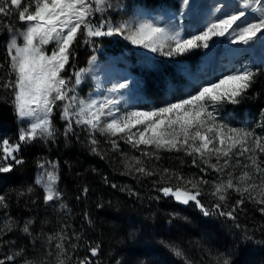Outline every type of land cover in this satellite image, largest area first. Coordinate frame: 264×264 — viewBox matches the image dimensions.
Returning <instances> with one entry per match:
<instances>
[{
    "label": "trees",
    "instance_id": "trees-1",
    "mask_svg": "<svg viewBox=\"0 0 264 264\" xmlns=\"http://www.w3.org/2000/svg\"><path fill=\"white\" fill-rule=\"evenodd\" d=\"M107 1L113 26L118 25L123 16L117 5L122 0ZM132 5L147 10L179 8L176 0H132ZM10 18L8 28L7 16H0L3 81L14 79L7 43L10 29L20 21L18 14ZM82 39V43L80 38L73 43L69 64L62 74L71 81L73 73L90 56L92 45H106L110 38ZM114 41L124 45L119 35ZM254 69L253 85L238 104H223V111H232L226 120L234 124L247 120L258 136L264 137V66ZM13 102L11 89L0 88V140H18ZM81 131L72 122V130L66 132L67 142L61 133H56L49 149L42 139L21 144L15 157L22 163L7 162L12 164V170L0 173V196L5 197V209H0V214L5 211V220L14 223L11 230L14 228L15 232L10 231V235L38 261L53 264L52 260L57 259L60 264H80L87 257L89 264H264V204L258 202L264 197L228 189L223 201H211L206 192L202 196L199 191L184 188L181 176L195 174V180L200 182L210 178L209 169L197 158L194 163V157H174L166 152L156 162L153 157L142 155L139 168H144L145 173H141L134 162L126 161L128 144L116 143L118 159V152L112 151L111 146L93 144L95 139ZM42 159L56 162L58 168L60 195L50 204L44 201V191L35 183ZM165 187L199 192L197 200L210 214L206 216L196 201L183 204L171 195L165 196L161 191ZM240 200L243 203L237 204ZM25 225L28 232L23 230ZM94 247L99 249L96 256L90 251ZM174 249L181 254L177 255Z\"/></svg>",
    "mask_w": 264,
    "mask_h": 264
},
{
    "label": "snow or ice",
    "instance_id": "snow-or-ice-1",
    "mask_svg": "<svg viewBox=\"0 0 264 264\" xmlns=\"http://www.w3.org/2000/svg\"><path fill=\"white\" fill-rule=\"evenodd\" d=\"M189 3L190 0H182L183 6H188ZM106 4L107 0H0V14L4 16L18 14L19 21L25 25V30L20 33L23 43L19 44L12 38L7 45L9 68L14 79L0 80V88L11 89L14 96V113L21 121L28 122V128L21 130L19 142L15 146H9L8 141L3 142L4 161L10 158L15 164H20L22 160L17 159L14 153L19 151L21 144L37 138L54 136L51 113L56 101L68 102L64 104L61 113V118L68 121L66 132L72 130V118L75 117L77 125H86L92 130H100L113 136L127 134V142L132 143L134 147L143 144L169 151L184 150L187 155L194 157V163L196 157H199L201 163L219 172H223L224 168L229 166L227 158L233 154V149H238L240 155L254 150L264 152V137L256 136L252 131L235 128L227 129L225 135L226 126L217 125L213 112L208 110L209 106L240 102L255 81L256 73L249 68L237 69L215 82L207 83L199 87L195 95H190L177 103L151 111L128 112L119 117H116L113 111L114 109L118 111L116 105L119 99L111 94L127 89L129 87L127 79L114 83L102 101L97 102L93 99L86 102L78 100L70 93L75 92V87L81 84L85 73L90 70L80 69L74 72V82L61 75L69 64L71 46L80 31L89 37L112 36L127 32L125 38L132 43L140 44L152 52L159 50L162 54L170 56L183 54L194 48H208V42L213 37H223L226 34L231 37L232 44L249 45L257 40L264 42V0H236L231 11L218 8L216 12L221 16L208 22L203 31L186 39L181 37L179 31L160 27L149 20H140L134 25L125 21L113 26L110 21L101 19L99 24H92L89 18L96 13H104ZM249 13L253 15L251 21L247 18ZM213 15L215 16V13ZM52 41H55L58 50L49 56L45 54L44 45ZM169 41L174 42L175 47H171L167 43ZM165 47L169 48L167 53L163 52ZM89 63L92 64L94 61ZM104 116L112 119L101 127V119ZM138 125H143V128L137 129ZM133 129L137 130L133 132ZM215 141L219 142V146ZM249 142L251 146H246ZM92 143L95 144L96 141L92 140ZM113 143L115 146V142ZM213 156L216 157V163H210ZM221 158H224L223 166H219ZM11 170V163L0 162V173ZM136 170L145 173L142 167ZM256 170L264 172L259 165H256ZM228 175L231 176V173ZM57 179L53 166V171H45L35 181L37 185L43 186L46 203L54 201L60 195L56 187ZM249 179L250 174L243 172L240 177L235 178V183L231 178L222 181L215 186L213 195H217L221 201L225 199L222 193L227 189H233L243 195L255 187V185L240 187L241 182ZM196 186L192 184L193 188ZM161 191L165 196L171 195L184 204L196 201L206 216L210 214L197 200L199 192L192 193L179 187L175 190L165 187ZM261 196L264 197V190L261 191ZM4 202L5 197L0 196V204ZM258 202L264 204V198ZM241 203L242 200L237 201V204ZM220 214L232 216V213ZM23 230L28 232V226L25 225ZM59 247L60 245H57V248ZM98 250V247L91 248V255L96 256ZM174 251L177 255L181 254L179 250ZM6 259L14 258L9 256ZM0 264H4V261H0ZM80 264H89L88 258L85 257ZM225 264L228 262L225 261Z\"/></svg>",
    "mask_w": 264,
    "mask_h": 264
},
{
    "label": "rangeland",
    "instance_id": "rangeland-1",
    "mask_svg": "<svg viewBox=\"0 0 264 264\" xmlns=\"http://www.w3.org/2000/svg\"><path fill=\"white\" fill-rule=\"evenodd\" d=\"M176 1L179 6L178 9L160 7L148 11L142 6L136 5L132 7V0H122L121 3L117 5V8L122 10L123 16V19L119 24L129 21L134 25L137 21L149 20L158 24L160 27L179 31L181 37L186 39L203 31L208 22H211L217 16H221L219 12H216V9L219 8L224 11H231L232 6L236 3V0H190L188 6H183L182 0ZM225 5H228L229 7L226 8ZM105 7L106 11L104 13H96L89 18L92 24L97 25L100 23V20L103 19L105 21H110L113 25V21L108 15V1ZM213 13H215V16ZM0 16H3V14H0ZM247 18L251 21L253 15L249 13ZM11 20L10 16H7L6 26L8 28H11L9 25L12 22ZM15 26L14 29H10L7 45L12 38H15L19 44L23 43L20 33L25 30V25L19 22L18 24H15ZM127 34L128 33L125 32L124 34L102 36L110 38L106 45L96 47L92 45L90 56L82 62L80 68L90 71L85 73V77L81 84L76 86L75 92L70 93V95H75L78 100H85L86 102L93 99L99 102L103 100L105 95L109 94L107 90L111 88L114 83L124 82V80L127 79L129 84L127 89L121 90V92L117 94H111L119 99V103L116 105L118 111L115 109L113 110L114 115L119 117L128 112L151 111L153 109L166 107L169 104H174L179 100L186 99L190 95H195L196 91L199 90V87L210 82H215L222 78V76L229 75L237 69L246 67L254 72L255 66H264V42L259 40L252 42L249 45H243L240 43L232 44L230 42L231 37L226 34V36L223 37H213L212 40L208 42V48H194L186 53L170 56L162 54L159 50L157 52H152L150 49L145 48L140 44L132 43L125 38ZM117 35H119L121 40L124 41V45L122 44L120 46L118 43L116 44L114 40ZM79 38L82 43V38L91 39L92 37H89L86 33L80 31L77 34L76 40ZM167 43L171 47H175L174 42L169 41ZM44 50L45 54L49 56L53 51L58 50L55 41L44 45ZM168 50L169 48L165 47L163 52L167 53ZM89 61H94V63L90 64ZM62 74L63 72L61 75ZM65 103L68 102L56 101L51 113V121L55 129V134L61 133L63 140L67 142L65 139V137H67L65 131L66 120L61 118ZM223 109L224 107L222 104L216 105L215 107L209 106L208 110L213 112L217 125L226 126L224 128L225 135H227V129L235 128L252 131L258 136L255 127H253L251 123H248L247 120L237 124L226 120V117L231 114L232 111L224 112ZM75 119V117L72 118L74 124H76ZM111 119L112 117L109 116L102 117L101 127ZM153 119L156 118L153 117ZM17 122L18 133L20 135L21 130L28 128V122L21 121L18 117ZM77 127L79 132L82 130L81 132H83L85 136L95 139L97 145L101 144V147L106 146V148L111 146L112 151L118 152V154L115 155L118 159L120 157V151H118L119 147L117 148L116 143L119 144V142H122L123 144H128L126 148L128 150L125 152V154H128L126 161L127 163L134 162L133 165L137 168H139L142 155L153 157V159H156V162H159L160 154L166 152L174 155V157H193L187 155L184 150L169 151L166 149H156L152 146H146L143 144L134 147L132 143L127 142V134L113 136L100 130H92L86 125H77ZM142 128L143 125L137 126V129ZM137 129H133L132 131L135 132ZM208 135L211 136L212 134L208 133ZM98 136L100 137L98 138ZM53 137L37 139L44 140L46 142L44 145L45 148L49 149L50 144L54 142ZM4 141H8L9 146H15L19 142V137L17 141H11L9 139L0 140L1 162L7 163L12 160L9 158L7 161H4L3 159L5 156ZM113 142H115V146ZM215 143L219 146L218 141H215ZM198 144L199 141H197V146ZM246 146H251V142ZM232 151L233 154L227 158L229 160V166L225 167L223 172L215 171L204 164L207 169H209V179L202 178L200 179L202 182H200L198 179L195 180V174L189 177H187V175H185V177L181 176L184 180V188L199 191L202 196H204L206 192L211 198V201L218 202L221 200L217 195H213L215 186L230 178L233 179V182L235 183V178L240 177L243 172H248L251 179L241 182L240 187L243 188L248 185H255V187L251 188L247 193L261 198V191L264 189V172L257 171L256 165H259L261 169H264V164L262 163L263 152L260 150H254L252 152H244L243 155H240L238 149H233ZM16 153L17 152H15L14 155ZM196 158L200 160L199 157ZM137 161H139V163H137ZM253 161H255V164H253ZM39 163L35 175V181L38 177H41L45 171H53V166H55V173L58 178L56 162L42 159ZM210 163H216L215 156L211 158ZM223 164L224 158H221L219 166H223ZM245 165H248V167H245ZM228 173H231V176H229ZM206 180L207 183H204L203 181ZM189 181H191V183H188ZM57 182L58 179L56 181V187ZM201 183L202 185L199 186ZM192 184H196L197 187L194 189ZM38 186L44 191L42 185ZM227 191L222 194L224 195ZM52 202L53 201L48 202L47 204ZM0 209H5L3 204H0ZM11 224L14 223L9 220L6 221L5 211H2V214H0V261H4V264H45L43 260L38 261L33 255H31L30 250H25L23 246H20L17 240L10 235V231L15 232L14 228L11 230ZM15 224L17 225L16 222ZM47 242H50V240L48 239ZM9 256H12L14 259H6V257ZM48 258H50V254L48 255ZM52 262L53 264H60L57 259H53Z\"/></svg>",
    "mask_w": 264,
    "mask_h": 264
},
{
    "label": "bare ground",
    "instance_id": "bare-ground-1",
    "mask_svg": "<svg viewBox=\"0 0 264 264\" xmlns=\"http://www.w3.org/2000/svg\"><path fill=\"white\" fill-rule=\"evenodd\" d=\"M72 257V256H71ZM103 261V260H102ZM76 262V261H75Z\"/></svg>",
    "mask_w": 264,
    "mask_h": 264
}]
</instances>
